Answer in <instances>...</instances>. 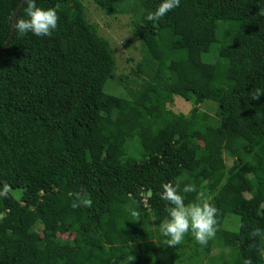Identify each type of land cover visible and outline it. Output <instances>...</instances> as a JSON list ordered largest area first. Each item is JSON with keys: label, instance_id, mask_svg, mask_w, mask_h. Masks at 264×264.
<instances>
[{"label": "trees", "instance_id": "1", "mask_svg": "<svg viewBox=\"0 0 264 264\" xmlns=\"http://www.w3.org/2000/svg\"><path fill=\"white\" fill-rule=\"evenodd\" d=\"M91 1L129 15L127 72L81 0H37L57 28L14 32L0 56V264H160L176 181L218 209L206 245L186 235L190 262L217 244L224 264H264V0H181L157 22L160 0ZM20 3L0 0V50Z\"/></svg>", "mask_w": 264, "mask_h": 264}, {"label": "clouds", "instance_id": "2", "mask_svg": "<svg viewBox=\"0 0 264 264\" xmlns=\"http://www.w3.org/2000/svg\"><path fill=\"white\" fill-rule=\"evenodd\" d=\"M26 5L24 16L16 17L13 23V31L21 36L31 33L37 37H47L57 28L58 13L53 7H42L37 0H21ZM181 0H160L156 8L148 11L144 17L150 22L161 20L171 10L180 6ZM261 91L253 94V98H258ZM162 191L159 193L160 199L165 201V211L167 218L159 223V233L165 239L168 247H176L182 243L185 236L190 234L200 245H206L208 240L215 236L217 230L218 209L202 192L196 198L185 203V194L196 192L197 189L192 183L181 186L180 181L174 183H164L161 185ZM5 185L0 195L7 192ZM76 207L74 203L72 205ZM131 215L137 217L138 213L132 211ZM253 237L264 236V229H254L251 233Z\"/></svg>", "mask_w": 264, "mask_h": 264}, {"label": "rangeland", "instance_id": "3", "mask_svg": "<svg viewBox=\"0 0 264 264\" xmlns=\"http://www.w3.org/2000/svg\"><path fill=\"white\" fill-rule=\"evenodd\" d=\"M81 1L89 19L92 22H96L100 33L110 40L117 59L118 73L127 72L131 66H134L141 59L140 42L134 37L133 31L128 25L129 15L110 16L100 10L91 0ZM212 103L217 106L216 103ZM171 108L174 111L188 112L189 105L180 99H175L173 104H171ZM226 160L228 165L233 162L229 156L226 157ZM231 218L235 219L237 216H231ZM236 226H233L232 229L235 230ZM186 240L187 236H185L180 245L169 247L164 252H160V264H224L232 255L229 249H226V251L222 250L220 246L215 244L211 249V254L205 258V261L209 260V263L205 261V263H198V258L195 256H192L193 260L190 262L189 257L193 251L188 247L184 248L182 246Z\"/></svg>", "mask_w": 264, "mask_h": 264}, {"label": "water", "instance_id": "4", "mask_svg": "<svg viewBox=\"0 0 264 264\" xmlns=\"http://www.w3.org/2000/svg\"><path fill=\"white\" fill-rule=\"evenodd\" d=\"M22 5H23V4L20 3V5L17 7L16 12H15V14H14V16H13V23H14L15 18L17 17V14H18L19 9H20V7H21ZM13 33H14V31H13V27H12V32H11L9 38L7 39L6 43L4 44V46H3V47L1 48V50H0V56L3 54L5 48H6L7 45L9 44V40H10L11 37L13 36Z\"/></svg>", "mask_w": 264, "mask_h": 264}]
</instances>
